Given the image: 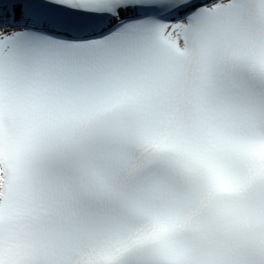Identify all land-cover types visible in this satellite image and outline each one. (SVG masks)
Listing matches in <instances>:
<instances>
[{"label":"snow or ice","instance_id":"obj_1","mask_svg":"<svg viewBox=\"0 0 264 264\" xmlns=\"http://www.w3.org/2000/svg\"><path fill=\"white\" fill-rule=\"evenodd\" d=\"M0 264H264V0H0Z\"/></svg>","mask_w":264,"mask_h":264}]
</instances>
